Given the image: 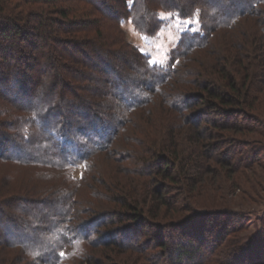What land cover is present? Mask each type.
Segmentation results:
<instances>
[{"label": "trees", "instance_id": "16d2710c", "mask_svg": "<svg viewBox=\"0 0 264 264\" xmlns=\"http://www.w3.org/2000/svg\"><path fill=\"white\" fill-rule=\"evenodd\" d=\"M160 12L199 22L165 66L122 28ZM263 128L264 0H0V264H264L196 208Z\"/></svg>", "mask_w": 264, "mask_h": 264}, {"label": "rangeland", "instance_id": "374dc122", "mask_svg": "<svg viewBox=\"0 0 264 264\" xmlns=\"http://www.w3.org/2000/svg\"><path fill=\"white\" fill-rule=\"evenodd\" d=\"M159 16L162 26L154 37H143L138 34L130 20L123 21L122 28L132 46L147 55L152 63L165 66L168 64L169 55L176 48L182 33L197 31L199 22L197 19L182 20L173 13L160 12ZM96 77L101 76L97 75ZM204 117L206 116H199L196 119H204ZM202 126L207 125L203 123ZM230 133L227 132V134ZM241 134L234 137L239 138L240 146L246 145L245 149L247 150L254 149L256 160L248 163L246 168L239 173H235L230 170V166H228L229 170L226 169L227 164L222 163L219 166L215 164L213 158L204 159L202 161L204 165H213L211 169L214 166L219 168H217V172L210 170L200 177L201 183L198 186L200 190L196 192L199 205L196 208L200 212H204L218 206V210L228 215V223L232 227L243 226L241 230L228 238L227 248L229 250L227 249L225 252L231 254L236 249H240L252 262L262 253L264 255V133L261 135L249 133V137L245 138L241 137ZM213 144L219 147L218 142L215 141ZM234 147H238L237 141L225 146L224 151ZM195 162L189 163L191 171L196 170ZM248 245L250 246L246 248ZM221 260L220 264L223 263ZM112 261L116 262L117 259L113 258Z\"/></svg>", "mask_w": 264, "mask_h": 264}, {"label": "snow or ice", "instance_id": "6c2138e0", "mask_svg": "<svg viewBox=\"0 0 264 264\" xmlns=\"http://www.w3.org/2000/svg\"><path fill=\"white\" fill-rule=\"evenodd\" d=\"M61 255L63 256V253Z\"/></svg>", "mask_w": 264, "mask_h": 264}]
</instances>
